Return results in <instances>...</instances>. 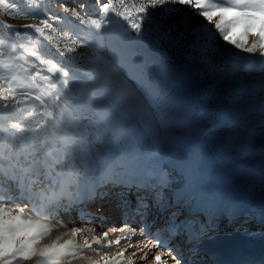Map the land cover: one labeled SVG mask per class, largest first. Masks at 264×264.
I'll return each instance as SVG.
<instances>
[{"label":"rangeland","instance_id":"1","mask_svg":"<svg viewBox=\"0 0 264 264\" xmlns=\"http://www.w3.org/2000/svg\"><path fill=\"white\" fill-rule=\"evenodd\" d=\"M16 2L17 8L12 11L27 18L10 16L5 9L0 8V41H3L0 43V113L5 118L11 115L14 121L28 126H35L37 121L42 120L40 114L43 109L38 103L28 101L22 104L18 101L24 99L25 92L42 98L52 94V90L47 87L49 81L41 77L64 79L60 73L52 72V65L69 71L74 76L73 79L81 83H84V66H88L90 71L94 70L102 78L103 90L99 95L106 119H102L96 109L90 106H78L77 118L83 125L87 147L79 152L75 146L70 148L67 154L71 155V163H68L67 155L61 162L64 170L71 164V171L77 173L79 182L97 172L96 161L102 155L110 153L116 141H130L127 146L130 150L136 148L138 142L143 148H147L150 142H157L156 136L160 135L158 126H162V130L172 138L170 151L162 155L158 150L159 144L154 143V148L149 149L150 154L147 152L142 156L143 161L146 160L144 168L158 166L159 162L164 161L167 166H163V173L175 175L171 179H176L177 183L184 182V172L178 168V163L197 150L200 147V137H204L213 141L214 145L211 143L209 147L213 151L217 149L215 152L220 161L224 160L234 169L233 173L238 175V180L245 181L241 186L243 191L251 197H260L251 188L253 184L248 185L249 181L257 179L255 172L264 180V169L259 168L264 166V58L259 52H243L224 42L213 25L199 15V10L188 5L173 3L166 4L163 8L158 6L149 9L142 29L136 32L111 10L105 18V14L99 11L103 0ZM108 2L110 9L115 7L116 11H123L126 15H137L144 0ZM231 2L232 0H223L225 6H230ZM81 5H86V10ZM169 9L171 11H167ZM77 11L81 16L100 19L107 27L97 33L94 28L80 24L75 16ZM45 19L51 27L42 23ZM214 20H218V17ZM23 25L44 27L45 36H50L51 40L44 39L33 29L24 28ZM94 33L104 35L98 46L93 40ZM82 38L93 43L87 46L73 43ZM246 41V47L252 43L259 45V38L254 34H249ZM69 48H75L76 51L68 52ZM33 52L36 53L35 56L32 55ZM60 52L65 54L62 56ZM4 96L9 99L4 100ZM12 96L16 99H11ZM5 103L15 107L4 108ZM66 104L71 108V100H67ZM64 126L61 124V127ZM152 131H155V135ZM52 137L58 138L57 133L53 132ZM53 138H50L49 143H55ZM76 143L78 145L79 142ZM240 144L245 146L239 147ZM152 157L153 162L150 161ZM127 168L132 169L130 162ZM256 184L259 188L263 187L260 182ZM146 193L144 201L147 205L141 210V220H145L144 215L150 211L148 206L153 196ZM122 196L127 198L125 193L118 197ZM166 196L171 202L172 197ZM5 202L14 211L24 208L34 220L39 219L49 226L50 234L38 246H42L50 238H61L55 234L58 225L54 223L56 215H64L59 210V202L54 210L48 207L43 209L42 214L41 205L30 201L23 193L15 196L6 191L0 193V203ZM163 204L164 197L160 193L148 220L160 217ZM123 207H126V202ZM182 207L183 202L171 211V221L181 218L178 214L182 212ZM112 208L117 215L110 219L122 221V208L115 204ZM64 216V221H67V215ZM94 219L92 216L91 220ZM70 221L68 226L71 225ZM103 228L107 231L106 227ZM68 230L74 229L69 227ZM174 239V235L166 239L167 244ZM96 249L97 246L93 245V252ZM63 258H58L57 263ZM39 264L48 262L39 261ZM187 264L198 263L190 261Z\"/></svg>","mask_w":264,"mask_h":264},{"label":"bare ground","instance_id":"2","mask_svg":"<svg viewBox=\"0 0 264 264\" xmlns=\"http://www.w3.org/2000/svg\"><path fill=\"white\" fill-rule=\"evenodd\" d=\"M70 76L71 78L74 77L72 73H70ZM158 129L160 135L159 137L156 136L157 142H150L151 144L147 148H143V145L138 142L137 147L130 150L127 149L130 141L125 143L120 140L116 141L117 143L113 146L111 152L102 155L96 161L97 172L83 182H79L76 176L77 173L71 171V164L65 169L71 179L66 184L65 194L59 201V210L67 215L68 220L64 221V215L55 216L54 223L58 225L55 234L61 236L58 240L60 244L72 239L73 245L68 247L77 252L78 255L76 258H72L70 255L65 256L57 264H97V262L98 264H104V258H107L108 264H117V262L118 264H128L129 260L132 264H156L154 256L161 250L155 246L157 244L155 237L157 236L160 241L167 245L163 248L166 255L162 257L160 264H175L172 256H175L176 260H180V264H187L190 261L199 264L200 260L209 257L211 250L218 251L219 249L220 254L228 251L229 244L218 239H240V236L235 234L237 231L250 229L260 231L262 229L251 222L241 220L243 217H248V215L238 210L239 207L243 206L242 204L245 205L250 202L251 204L262 203L264 205V180L261 179L262 176L259 177V174L255 172L257 175L254 174V176H257V179L248 182V185L253 184L251 188L258 192L257 194L260 197H251L246 194L241 188L242 183L245 181L238 180V175L236 176L233 173L234 169H231L224 160L220 161L217 152H215L217 149L213 151L209 147V144L211 145L213 141H209L204 137H200V147L197 150L188 155L186 159L177 162L178 168L184 172V182L177 183L176 179H171L175 175L168 176V173H163V166H167L164 161L159 162L158 166L154 165L146 169L143 166L146 160L143 161L142 156L146 155L147 152L150 154L149 149L154 148V143L159 144L158 150L162 155L170 151L172 138L166 131L162 130V126H158ZM222 144L224 146V143ZM242 146L240 144L239 147ZM222 149L224 152V147ZM67 157L68 163H71L70 153L67 154ZM150 161L153 162V157L150 158ZM128 162L131 163V170L127 168ZM134 162H136V165H134ZM262 167L259 166L260 170L264 169V166ZM233 168H236V166ZM256 182L262 183L263 187L259 188ZM253 190L251 191L253 192ZM5 191L7 192V189L0 188V193ZM124 193L127 198L125 199L124 196L119 197L118 202L120 203L115 204V206L122 208L124 213L120 217L122 221L111 220L110 218L116 217L117 212L115 213L112 208L114 204H108L107 206L106 197L113 198L116 194L120 196ZM145 193L154 197L152 196L150 199V205L148 206L150 211L144 215L146 216L145 220H141L139 219L141 217V201L139 199H144ZM160 193L164 197V204L159 213L160 217L157 220L153 217L148 220L151 218L149 216H152V208ZM166 195L172 197L171 202ZM125 202L126 207L124 208ZM181 202H183L182 212L178 214L181 218L171 221V217H169L171 211ZM103 206L107 208V214L104 213L105 210L102 211L101 207ZM138 208H140L139 213L137 212ZM255 209L258 208H253V210ZM92 216L95 217L94 221L96 222L91 220ZM69 221L71 225L68 226ZM216 221L228 222L226 225L218 227L214 225ZM173 226L176 233L174 235L175 239L167 244L166 239L173 236L169 231ZM69 227L72 229L81 227L84 232L82 235L72 236L73 230H68ZM103 227L107 228V238L103 236L105 232ZM128 228H135L136 234L130 233ZM112 229H116V231ZM85 238L88 239L89 244L97 246L94 252L92 248L84 247ZM97 238L100 240L99 244L94 243ZM117 238H120L121 241L119 245L114 243ZM52 241V238H50L41 245L49 244ZM109 241H113V243L109 244ZM144 245H147V247H144ZM141 248H143V251L140 250ZM117 252H124V256H116ZM248 255L245 259H242L241 264H264V254L257 252ZM224 256L221 255L220 257Z\"/></svg>","mask_w":264,"mask_h":264},{"label":"snow or ice","instance_id":"3","mask_svg":"<svg viewBox=\"0 0 264 264\" xmlns=\"http://www.w3.org/2000/svg\"><path fill=\"white\" fill-rule=\"evenodd\" d=\"M173 3L188 5L199 10V15L213 25L224 42L243 52H259L260 56L264 58V0H232L230 6H225L223 0L221 2H212V0H144L137 15H126L123 11H116L115 7L110 9L108 0H103L99 11L104 13L107 18V14L111 10L116 16L123 18L130 29L139 32L142 29L143 21L148 17L149 9L158 6L163 8L164 5ZM0 8L5 9L10 16L27 18L19 12L12 11L17 8L16 0H0ZM81 8L86 10V5H81ZM75 16L80 24L94 28L97 33L107 27L102 24L100 19L81 16L79 11L75 12ZM216 17L218 20H214ZM42 23L46 27H51L47 19ZM9 27L11 26L9 25ZM23 27L33 29L44 39L51 40L50 36H45L44 27L38 25H23ZM249 34H254L259 38L258 46L256 43L245 46L246 37ZM103 39L102 33L93 34L95 45L98 46ZM73 43L87 46L93 41L82 38L73 41ZM67 51L74 52L76 49L69 48ZM64 54V52H60V55ZM32 55L35 56L36 53L33 52ZM52 72L60 73L64 79L53 80L49 76L41 77V79L49 81L47 87L52 90L50 96L42 98L40 95L33 96L25 92L23 93L24 99L18 101L22 104L32 101L38 103L39 107L43 109L40 114L42 120L37 121L35 126L14 121L11 115L5 118V115L0 113V188H7V193L10 195L15 196L23 193L30 201H36L41 205V214L43 209L48 207L54 210L65 194V186L71 177L61 167V162L68 150L75 146L79 152L87 147L83 125L77 118L78 106H90L96 109L102 119H106L105 108L99 95L103 90L102 78L94 70L90 71L88 66L83 67L84 83L71 78L69 71L62 67L52 65ZM3 99L8 100L9 97L4 96ZM11 99H16V97L12 96ZM67 100H71V108L67 106ZM3 107L14 108L15 105L5 103ZM61 124L65 126L61 127ZM53 132L57 133L58 138L52 137ZM50 138L55 139L54 144L49 143ZM144 207L146 205L141 203L140 208ZM140 208L137 209L138 213ZM112 230L116 231V229ZM128 231L136 234L135 228H128ZM169 231L175 235L174 226ZM50 232L51 229L47 224L42 223L39 219L34 220L32 215L24 211V208L14 211L9 203H0V264H22V262L29 261L33 264H39V261L57 264L58 258L68 255L72 258L77 257L78 253L68 247L73 245L72 239L60 244L57 242L60 237H57L49 244L38 246ZM83 232V228L76 227L71 235H82ZM103 236L107 238L108 232L105 231ZM155 239L157 240L155 246L161 250L155 254L154 260L156 264H160L162 257L166 255L163 248L167 245L160 241L158 236ZM120 242V238L114 241L117 245ZM94 243L99 244V238ZM111 243L113 241H109V244ZM84 247L92 248V244H89L87 238L84 239ZM140 250L143 251V248ZM116 256L123 257L124 252H117ZM172 259L175 264H180V260H176L175 256H172ZM104 264H108L107 258H104ZM128 264H132L131 260Z\"/></svg>","mask_w":264,"mask_h":264}]
</instances>
